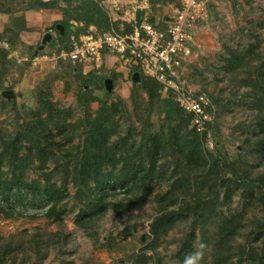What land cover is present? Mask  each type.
Returning a JSON list of instances; mask_svg holds the SVG:
<instances>
[{"label":"rangeland","instance_id":"1","mask_svg":"<svg viewBox=\"0 0 264 264\" xmlns=\"http://www.w3.org/2000/svg\"><path fill=\"white\" fill-rule=\"evenodd\" d=\"M54 1L55 5L50 8H39L37 0H0L3 36L0 48L8 51L5 59L0 55V135L20 132L25 119L37 113L42 94L57 107L70 111L66 126L54 129V137L49 139L55 152V144L62 146L61 155L70 152L71 157L62 159V165L71 161L72 168L84 149L85 132L90 127L87 121L114 107L117 113L109 143L116 146V158L122 161L115 166V172L124 169L123 157H132L135 163L142 162L145 166L151 164L145 149H140L146 136L158 135L166 148L155 163L153 194L142 207L124 209L111 205L93 214L87 227L81 226L77 223L78 216L90 200L86 198L85 203H80L76 187L69 183L68 196L61 204L65 213L59 219L46 215L45 206L36 197L25 201L26 213L22 217L7 219L0 215V248L8 241L14 243V250L1 264H156L158 261L180 264L181 246L193 233L190 256L199 253L195 264H213L212 246L203 250L201 243L206 238L218 237L220 222L214 218L202 222L195 213L180 210L185 201L192 205L194 202L177 183L184 175L182 166L187 161L168 146L171 129L179 124V121H168L165 108L169 93L162 92L159 100L151 101L142 88L140 76L136 77V68L112 54L104 53L99 61L86 65L62 58L75 39L65 32L61 22L85 16L83 8L88 4L85 0ZM95 1L108 11L112 22L122 23L133 22V17L137 21L139 15L142 20L157 22L172 15L173 7L179 8L182 4V0ZM205 2L207 17L199 22L193 40L194 54L185 66L183 80L194 94H204L207 102L210 127L200 133L203 154L208 160L219 158L233 164L230 167L237 175L223 171L221 179L209 184L200 176L206 167L196 168L193 173L201 177L199 187L211 194L206 201L212 202L217 213L228 218L238 217L241 227L230 243L233 264H239L241 258L244 264H257L264 255V206L256 187V179L264 173V158L258 151V143L264 139V102L260 103L258 98L264 94L243 82L248 80V73L255 79L264 59V0ZM15 18L23 19L26 24L18 39L7 32V29H18L21 21ZM122 23L104 33L121 32ZM70 24L74 28L85 26L84 22ZM92 32L102 34L90 26L86 34ZM46 37L48 40L44 41ZM228 50L244 52L251 66L225 68L226 60L231 58ZM107 80L112 81L111 90L106 87ZM6 92L12 95L6 96ZM85 92L94 99L81 106L79 99L86 101ZM173 102H177L175 97ZM193 127L192 122L183 123L179 133L191 138ZM205 131L207 137L203 139ZM25 152L23 149L22 154ZM47 168L51 172L55 165L49 163ZM111 169L108 166L106 171ZM44 172L46 169H40L35 162L27 170L26 179L43 183ZM65 173L59 168L52 182L62 186ZM121 189V186L115 187L116 191ZM161 196L166 201L177 198L175 204L166 203V212L175 211L181 216L166 233L155 237L151 229L156 217L163 213L158 202ZM126 198L121 194L111 202L126 204Z\"/></svg>","mask_w":264,"mask_h":264},{"label":"trees","instance_id":"2","mask_svg":"<svg viewBox=\"0 0 264 264\" xmlns=\"http://www.w3.org/2000/svg\"><path fill=\"white\" fill-rule=\"evenodd\" d=\"M169 1L174 2V0ZM85 2L88 4L83 8L85 16L65 19L61 22L65 32L74 35L75 41H78L81 34H86V30L90 26H94L97 30L104 33L110 30L111 26L117 27L122 23L112 22L108 11L98 1L85 0ZM55 3L56 1L54 0L48 2L37 0L39 8H50ZM15 19V21H21L17 26L18 29H7V32H12L14 37L18 39L20 34L26 30V24L23 19ZM141 20V16H137V22ZM71 21L84 22L85 26L74 28L70 24ZM122 25L125 29L131 30L130 24L123 22ZM2 39L3 36L0 34V42ZM72 47L68 48L67 52ZM228 53L231 55V58L226 60L225 68H248L251 66V61L245 57L244 52L228 50ZM0 55L1 58L5 59L8 56V51L1 47ZM257 69L259 73L255 79L250 78L251 73H248L249 78L243 84L251 86L264 94V59L261 60ZM136 73H139L142 88L147 92L150 100H159L161 98L162 85L144 77L137 68ZM85 96L86 101L83 102L79 99L81 106L85 102L94 99L91 96L88 97V92H85ZM173 99L174 97L169 94L165 111L168 113V121L170 123L179 121V124L171 129L168 136V146L187 161L182 166L184 168V175L177 183L179 189L186 191L191 197V201L194 202L192 205L190 201H185L184 207L180 210L195 213L202 222H206L211 218L217 219L220 222L218 237L212 240L208 238L202 240L201 248L206 250L210 245L212 246L215 257L213 264H233L231 261L233 255L230 252V243L238 233V227H241L238 217L231 216L228 218L217 213L212 202L206 201L207 197L211 194L201 191L199 181L202 177L207 179L209 184H211V182L215 183L221 179L223 173L237 175V172L230 167L233 164H227L219 158L207 159L203 154L200 133L197 132L195 127H193V131L190 133L191 138L181 136L179 130L182 128V124L187 125V123L192 122V115L187 114L177 102H173ZM258 101L263 103L264 97L258 98ZM39 104L37 113L32 118L25 119L20 132L15 133V135H0V215L7 219L20 218L26 213V208L23 207L25 201L36 197L38 201L42 202L41 205L45 206L46 210L43 211H45L46 215L56 216L59 219L65 213L61 204L68 196L67 185L69 183H73L76 187V195L80 203H85L86 198L90 200L89 203L84 204L78 216L77 223L81 226L87 227L91 222L93 214L100 213L111 205L125 209L133 206L142 207L148 201L154 190L153 182L156 179L155 163L162 156V150L166 148L158 135L146 136L143 140L144 144L140 148L145 149V153L151 158L152 162L149 166H145L142 162L135 163L132 157H123L122 160L126 161H124V169L117 173L115 172V166L122 161L116 158V146L109 143L110 136L113 133L112 126L115 123L117 108H111L106 113L99 112L95 119L87 121V125L90 127L85 132L84 149L75 158L71 168V161H66L63 165L61 164L62 159L71 157L70 152L66 155H61L62 146L55 144L57 147V152H55L51 149L52 143H49V139L54 137V129L61 130L66 126V118L70 115V111L57 107L46 95L42 94ZM206 127H210V122H207ZM206 137L207 131L203 133V139ZM71 141L72 138L69 139V142ZM26 145L29 147L26 148ZM258 146V151L264 158V139L259 141ZM23 149H26V152L22 154ZM35 162L39 163L40 169H46V172L43 174V183L39 180L29 182L26 179L27 170ZM49 163L55 165L54 170H51V172H47L49 171L47 170ZM108 166H112V169L107 172L106 168ZM5 167H7V171H3ZM200 167H206L207 170L204 174L200 175L201 177H195L193 172L196 171V168ZM59 168H62L66 172L62 179V186L52 182V177ZM256 181L259 198L264 206V173ZM221 182L223 185L228 186L226 181L222 180ZM117 186H121L122 189L116 191L115 187ZM121 194L128 197L126 198V204H116L115 202L113 204L111 201H115L114 199ZM251 195H254V193L251 192ZM227 198H229V194H227ZM176 200L177 198H173L170 201H166L165 197L162 196L158 200L160 202V210L163 213L157 216L152 224L151 230L155 237H158L162 232L166 233L169 227L181 216L180 213L178 214L175 211L166 212L168 204H175ZM193 235L194 233L181 246L179 252L180 264H185V260L193 253V248L190 245ZM13 244L12 241H8L0 248V264L14 250ZM156 264H161V262L158 261ZM239 264H244L242 258ZM257 264H264V255L259 257V263Z\"/></svg>","mask_w":264,"mask_h":264},{"label":"built area","instance_id":"3","mask_svg":"<svg viewBox=\"0 0 264 264\" xmlns=\"http://www.w3.org/2000/svg\"><path fill=\"white\" fill-rule=\"evenodd\" d=\"M207 17L205 0H182L179 8L163 20L133 21L131 30L90 33L79 37L62 58L74 64L99 61L104 53L137 68L144 77L162 85V92L176 98L197 132L209 122L204 94H194L183 80L185 66L194 54L193 40L199 22Z\"/></svg>","mask_w":264,"mask_h":264},{"label":"clouds","instance_id":"4","mask_svg":"<svg viewBox=\"0 0 264 264\" xmlns=\"http://www.w3.org/2000/svg\"><path fill=\"white\" fill-rule=\"evenodd\" d=\"M199 258V253H197L194 256H189L186 260H185V264H195V262L198 260Z\"/></svg>","mask_w":264,"mask_h":264},{"label":"water","instance_id":"5","mask_svg":"<svg viewBox=\"0 0 264 264\" xmlns=\"http://www.w3.org/2000/svg\"><path fill=\"white\" fill-rule=\"evenodd\" d=\"M47 40H48V37H46L44 41H47ZM136 77H139V74L138 73L136 74ZM106 87H107L108 90H111L112 89V81L111 80H107L106 81ZM5 95L8 96V97H10L12 94H9L8 92H6Z\"/></svg>","mask_w":264,"mask_h":264},{"label":"crops","instance_id":"6","mask_svg":"<svg viewBox=\"0 0 264 264\" xmlns=\"http://www.w3.org/2000/svg\"><path fill=\"white\" fill-rule=\"evenodd\" d=\"M174 9H175V8L173 7V10H172V11H174ZM172 13H173V12H172ZM134 19H135V17L132 18V21H134ZM130 22H131V20L128 22V24H129ZM122 26H123V25H122ZM92 33H95V32H92Z\"/></svg>","mask_w":264,"mask_h":264}]
</instances>
